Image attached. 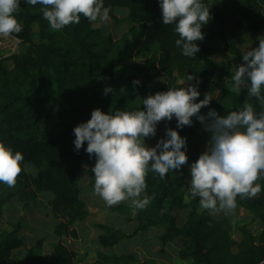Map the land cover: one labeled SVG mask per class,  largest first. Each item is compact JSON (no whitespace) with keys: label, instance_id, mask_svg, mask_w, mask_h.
<instances>
[{"label":"trees","instance_id":"trees-1","mask_svg":"<svg viewBox=\"0 0 264 264\" xmlns=\"http://www.w3.org/2000/svg\"><path fill=\"white\" fill-rule=\"evenodd\" d=\"M116 9L128 14L118 18ZM102 15L126 25L127 32L120 38L107 34ZM0 20L23 45L18 55H0V220L13 198L28 205L39 193H50L49 207L60 220L55 234L77 237L71 227L91 215L78 195L88 167L107 182L137 176L141 196L130 198L140 209L136 232L165 226L162 240L177 242L182 260L264 264V231L255 235L237 222V240L233 222L202 206L201 196L186 201L187 171L178 177L174 171L192 147L190 136L200 130L186 112L172 122L171 146L169 135L162 136L157 163H146L140 149L144 129L152 130L179 99L177 81L187 82L197 93L188 110L203 123L199 139L211 149L209 158L251 170L219 177L210 190L264 225V51L244 54L233 42L264 31V0H63L61 13L51 11L50 0H0ZM219 42L230 58L256 72L240 78L230 59L217 64ZM231 82L247 88L233 89ZM28 164L37 175L26 170ZM125 208L110 210L123 216ZM174 208L190 209L182 227ZM21 229L18 223L0 233V264H75V253L62 241L51 258L38 254L44 240L27 248ZM103 229L99 245L116 246L122 232ZM92 264L158 263L99 253Z\"/></svg>","mask_w":264,"mask_h":264},{"label":"rangeland","instance_id":"rangeland-1","mask_svg":"<svg viewBox=\"0 0 264 264\" xmlns=\"http://www.w3.org/2000/svg\"><path fill=\"white\" fill-rule=\"evenodd\" d=\"M63 7V0H50L51 11L61 13ZM115 14L118 18H123L128 14L127 10L116 9ZM100 26L107 34L113 35L115 38H120L124 35L128 28L126 25H118L110 17L102 15ZM233 42L239 47L244 54L264 51V31L254 35L243 38H235ZM23 49V46H22ZM214 60L217 64L226 62L229 59L232 62L233 72L240 78L251 77L256 72V67L241 63L235 58H230V54L222 42L215 46ZM7 56L4 47L0 46V55ZM141 65V63H139ZM177 86L180 88V97L167 110L162 111L156 121L154 128L144 129V136L141 140L140 149L145 154L144 161L146 163H153L158 158V149L162 136L168 134L167 143L169 146L173 144L175 134L172 130V122L182 112H186L189 120L195 121L200 130L197 134L190 136L192 147L181 153V158L184 160V167L187 171V179L196 188L201 185L202 206L212 208V212L218 218H227L233 222V236L238 240L241 235L236 229V223L241 222L245 224L253 234L260 235L264 231V225L254 215H248L244 209H239L227 199H221L210 191V183L219 179V177L234 178L240 175H250V169H243L241 167L230 168L226 167L222 161L211 160L208 153L211 151L206 145L201 143L199 136L202 133L203 123L197 120L189 112V106L193 105L191 97L194 96L195 89H193L187 82L183 80L177 81ZM231 88L236 90H245L247 87L242 83L230 84ZM53 119L56 120V113L53 114ZM246 142V138H244ZM241 154L246 152V145L239 151ZM183 169V170H185ZM26 170L31 174L37 175V169L28 164ZM137 178V176H136ZM140 179L137 178L134 184L126 181H112L107 182L100 177L91 175L88 167H84L79 177L78 195L85 201L89 208L91 215L84 221H79L76 226L77 237L74 238L72 244H67L68 236L58 237L53 232V217L47 209L48 201L53 197L50 193H39L37 197L30 204L25 205L18 197L13 198L6 203L3 210V220L10 224L20 223L22 226L21 235L26 239L27 248L35 247L40 240H44L42 250L38 254L44 258L52 257V247L62 241L70 249L81 242V255L87 262L97 260L99 248L104 254H134L141 260H153L158 264H193L190 260H182L179 257V247L177 242H164L162 236L165 233V226H158L147 230L146 232H136L138 228V215L140 209L130 201V198H137L141 196ZM191 184L187 187V199L191 198L190 189ZM130 186L136 190L131 192ZM250 189L254 195H258V191L253 185ZM195 193L198 189L194 190ZM190 193V194H189ZM189 195V197H188ZM23 206V207H21ZM125 206L123 216L116 215L110 209L111 207ZM132 207V208H129ZM175 211H177L175 209ZM20 213H23L24 218H20ZM181 222L185 218V212L178 213ZM86 223L84 231L80 234L78 231L80 225ZM180 221L178 220V224ZM103 227H110L122 232L119 243L112 248H104L96 246L99 238L104 235ZM14 228L0 221V233L12 230ZM78 232V233H77ZM178 242H181L179 240ZM94 249V250H93ZM92 250V251H91ZM24 251V250H23ZM22 251V252H23ZM91 251V252H89ZM98 251V253H97ZM83 260L78 257L75 251V264H84Z\"/></svg>","mask_w":264,"mask_h":264},{"label":"crops","instance_id":"crops-1","mask_svg":"<svg viewBox=\"0 0 264 264\" xmlns=\"http://www.w3.org/2000/svg\"><path fill=\"white\" fill-rule=\"evenodd\" d=\"M159 150V149H158ZM181 156L182 155H180V164H179V166L176 168V170L174 171V174H175V177H178V175L180 174V172H181V170H183V169H185V167H184V160L181 158ZM158 160H159V157L157 158V160L155 161V162H153V163H157L158 162ZM89 169V168H88ZM187 169V168H186ZM185 169V170H186ZM90 170V169H89ZM91 171V170H90ZM92 175V174H91ZM138 178V177H137ZM136 178V176H133V178H132V180L129 182V181H127V180H123V179H121V180H118V183H119V181H126L127 183H131V184H134V181L137 179ZM218 179H215V180H213L211 183H210V186L215 182V181H217ZM139 181V180H138ZM141 181V180H140ZM139 181V182H140ZM187 183H188V187H189V184H191V181H189L188 179H187ZM142 186H143V184H142V182H140V189L142 188ZM191 187H192V189H190V193H191V198L189 199H187V193H186V201L187 202H190L195 196H201V190L203 189L202 188V186L201 185H199L197 188L195 187V186H193V184H191ZM195 189H198V192L197 193H195L194 192V190ZM186 191H187V189H186ZM211 191V190H210ZM189 193V194H190ZM141 195V194H140ZM37 197H40V195L38 194L37 195ZM140 197V196H139ZM188 197H189V195H188ZM202 197V196H201ZM53 198V197H52ZM51 198V199H52ZM49 202V201H48ZM22 205H23V203H22ZM203 205V204H202ZM21 207H23V206H21ZM129 208H132V207H130L129 206ZM47 209H48V211L51 213V215H52V217H53V221H54V225H53V227H54V229H55V226L58 224V223H60V220L52 213V211H51V208L49 207V204L47 203ZM175 209L177 210V211H175ZM239 209H241V208H238V210ZM183 212H185V218H184V220L181 222V220H180V218L178 217V213H183ZM190 212V209H184V210H181V209H178V208H174L173 210H172V213H173V215L177 218V223H178V220L180 221V223L178 224L179 225V227H182L184 224H185V222L187 221V216H188V213ZM20 218L21 219H23L24 218V216H23V213H20ZM25 219V218H24ZM1 222H4V223H6L7 225H10L11 227H13V226H15L16 224L15 223H12V224H10L9 222H7L6 220H3V216H2V219L0 220ZM77 224V223H76ZM76 224L73 226V227H71V229H74L75 231H76V229H75V226H76ZM86 227V223H82L81 225H80V229H79V233L81 234L83 231H84V228ZM53 229V232L55 233V230ZM77 232V233H78ZM240 239H241V237H240ZM240 239H238V240H240ZM73 240H74V238H72V236H68V242H67V244L69 245V244H72L73 243ZM45 244V243H44ZM64 244V243H63ZM65 245V244H64ZM80 245H81V242H79V244L78 245H76V246H74L71 250L75 253V251L78 253V257H80V259L81 260H83L85 257H84V255L82 254L81 255V247H80ZM100 246L99 245V241H98V244H96L95 245V247L96 246ZM67 246V245H66ZM68 247V246H67ZM69 248V247H68ZM94 250V249H93ZM92 251V250H91ZM91 251H89V252H91ZM97 253H98V251H97ZM99 253H101V251H100V248H99ZM83 258V259H82ZM94 261H96V260H93V261H90V262H87L86 260H83V263L84 264H92Z\"/></svg>","mask_w":264,"mask_h":264},{"label":"built area","instance_id":"built-area-1","mask_svg":"<svg viewBox=\"0 0 264 264\" xmlns=\"http://www.w3.org/2000/svg\"><path fill=\"white\" fill-rule=\"evenodd\" d=\"M0 46L4 47L7 56L18 55L22 50V41L13 35H11L3 26L0 20ZM197 93L194 92V96L191 97V102H195Z\"/></svg>","mask_w":264,"mask_h":264}]
</instances>
